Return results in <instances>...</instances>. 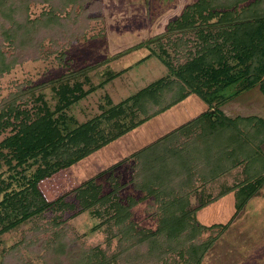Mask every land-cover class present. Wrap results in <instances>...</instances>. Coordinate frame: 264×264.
<instances>
[{"label": "trees", "instance_id": "16d2710c", "mask_svg": "<svg viewBox=\"0 0 264 264\" xmlns=\"http://www.w3.org/2000/svg\"><path fill=\"white\" fill-rule=\"evenodd\" d=\"M32 6L43 8L36 18L31 17ZM99 6L96 0H0V80L25 60L37 59L46 42L61 62L65 55L59 51V44L77 41L90 19L88 15ZM186 32L196 35L194 53L187 50V42L178 39V44L171 45L184 48L188 58L172 65L162 41ZM3 43L12 49V56L2 52ZM155 46L161 47L160 53ZM142 47L148 51L144 59L157 58L168 75L117 104L107 100V107L100 106L101 114L84 123L78 124L67 112L94 91L93 87L84 90V83H89L86 76L84 83L77 79L92 66L46 83L16 88L0 100V130L11 132L0 143V157L8 170L22 173L23 182L17 191L8 190L12 186L9 183L5 190L0 188V237L46 212L71 211L77 215L90 210L94 216H107L112 225L110 238H117L116 252L107 255L99 247L84 248L68 239L63 228L43 242L47 256L42 257V264H202L220 234L215 230L223 233L264 187V118L228 117L219 109L257 86L264 95V0H195L166 25L162 34L105 58L103 64ZM120 74L112 73L108 80ZM48 87L55 100L53 107L42 93ZM190 95H196L208 111L130 155L136 161L132 183L145 194L144 200L152 199L155 229L138 227L132 221V209L140 202L133 197L126 203L120 199L123 185L116 177H109L112 188L103 192L96 179L104 172L65 196L52 201L46 198L39 185L42 181L86 162ZM30 104L31 109H26ZM211 109L213 113H209ZM242 162L245 179L232 186L225 183L226 175ZM193 193L198 195L194 208ZM230 194L235 211L228 223H200L198 211ZM67 195L74 201H66ZM62 223L61 217H54L50 227L56 229ZM209 231L212 233L202 239ZM30 243L31 239H24L10 250L31 247ZM18 264L27 263L19 260Z\"/></svg>", "mask_w": 264, "mask_h": 264}, {"label": "rangeland", "instance_id": "374dc122", "mask_svg": "<svg viewBox=\"0 0 264 264\" xmlns=\"http://www.w3.org/2000/svg\"><path fill=\"white\" fill-rule=\"evenodd\" d=\"M133 1L96 0V2L101 3V6L95 8L94 11H91L90 15H88L90 19L86 22L83 35L75 42L59 44V51L64 53L65 58L61 59V62L58 61V53L54 52L52 46L46 42L37 59L25 60L2 77L0 80V100L5 98L9 93L15 91L16 88H25L26 86L46 83L69 71L80 70L83 67L92 66L93 68H91V70L82 74L83 76H78L77 79L84 83V78L86 76L89 83H84V90L93 87L95 88L94 91L84 100L73 105L69 112H67L68 116L74 117L77 123L81 124L101 114L100 106L107 107V100L111 101L112 104H117L154 81L157 75L153 74L147 76L146 71L154 69L155 67L149 66V69L142 67V63L144 62L141 60V50H132V52L128 54L117 57L116 60H109V62L103 64L105 58L119 53V51L115 49L112 50L110 47V42H113L114 39V41H116L117 39L112 33L116 30L122 31L125 27L136 30L140 28L138 23L140 21L144 22L142 16L145 3L143 0H137L134 1L136 2L134 4ZM249 1L252 2L254 0ZM93 2H95V0H93ZM42 10L43 8L41 6H32L30 10L31 17H38ZM124 16H129L131 19H127ZM181 36L182 37L171 36L170 39L162 41V43L165 44V51L169 54V62L176 66L184 63L188 57L186 56L187 54L185 55L183 52L184 48H176L172 46L171 43L175 42L178 44V39L187 42V50L191 51V54L194 53L198 43L196 35L192 32H186L185 35ZM167 41H169V43H167ZM1 47L2 52L7 57L13 55L12 49H10L6 43H3ZM128 47L130 48V45ZM160 48L161 47H154V49H158V51ZM122 52H124V50ZM144 55H148L147 49L146 52L144 51ZM151 58L156 61L154 63H157V58ZM159 70L164 69L161 68ZM118 72L121 73L119 77L108 80L110 74ZM104 81L107 82L102 87L98 86ZM42 93H45V99L49 105L53 107L55 100L53 99V93L50 87L43 89ZM189 108L190 106L188 105L185 107V110L182 108L181 110L185 112L186 109ZM263 108L264 106L262 103L258 102L254 104L251 102L250 106L244 108V111L246 114H254L257 117L263 112ZM26 109L30 110L31 104L26 106ZM244 111L241 112L243 113ZM153 124H156V122L153 121L150 125ZM164 131H169V129H165ZM10 134V129L0 130V143ZM130 134L133 135L134 132ZM134 135H136V133ZM137 137H139L138 141H136L137 144L145 141V139H142V137L140 138L139 135ZM121 143H114L112 146H106L86 159L88 162L76 164L42 181L39 185L46 198L52 201L61 196H65L69 191L73 190L87 179L104 172L96 179V182L102 185L103 192L107 193L112 188L109 177L111 175L116 177L117 181L123 185V189L119 193L120 199L126 203L129 197H133L140 202L132 209V221H134L138 227L155 229L156 214L154 212L153 201L151 198L144 200L145 194L137 191L132 183V179L135 175L134 173H136V161L131 159L128 153L139 147H136L137 144L133 142L132 149L124 148L123 144L120 145ZM119 162L121 163L120 165L109 172L107 171L110 167L117 165ZM243 168L244 162L230 174L226 175V180H224L225 183L232 186L235 183L243 181L245 179ZM25 173L28 174L29 170H26ZM20 174H15L14 171L8 170L4 159L0 157V188L4 187L5 190L6 184L9 183V186H12H8V190H19L23 185V182L20 180ZM217 191L218 188L216 187L214 193ZM210 192H212V190H210ZM197 193H193L191 199L192 208L197 206ZM2 198L3 193L0 192V201ZM66 201L72 202L74 199L71 195H67ZM219 201L220 203H217ZM213 204V207H208V209L204 211L200 210L197 212L200 223L205 226L228 223L235 211L232 204V197L229 195ZM150 206L152 209H149ZM1 211L0 208V213ZM54 217H61L63 221L62 225L56 229L50 227ZM110 226L112 227L111 223L107 222V216H94L90 210L83 211L77 215H72L71 211H67L63 214H60V212H46L38 218L35 217L0 237V264H18L19 260L27 264H42V257L47 256L43 242L53 239L54 233L58 230L62 231L63 228L65 230V236L68 239H73L84 248L99 247L105 250L107 255H111L116 252L117 238H110ZM32 228H38V230H31ZM114 230L115 228L113 227L112 234H114ZM211 233V231L205 232L202 235V239H206ZM215 233L219 235L205 255L202 264H264V187L259 194L249 202L248 206L232 220L223 233L217 230H215ZM24 239L32 240V243H30L31 247L25 246V243V245L19 247V249L10 250L16 243L24 241Z\"/></svg>", "mask_w": 264, "mask_h": 264}, {"label": "crops", "instance_id": "0c3cea01", "mask_svg": "<svg viewBox=\"0 0 264 264\" xmlns=\"http://www.w3.org/2000/svg\"><path fill=\"white\" fill-rule=\"evenodd\" d=\"M134 1H137V0H134ZM193 1L194 0H191V1L190 0H143V2L145 3L143 6V9H144L143 11L145 12V15L143 12V16H142L144 22L140 21L141 23L140 22L138 23L139 24L138 26H140V28L136 30H133V29H130L124 26L125 28L124 29L122 28L123 29L122 31L116 30L114 33H112L114 36L117 37V39L116 41H114L115 40L114 39L113 42H110L111 49L112 50L115 49L116 51H119V53H121L123 50L126 51L130 49L131 46L139 44L149 37L162 34L165 31V26L167 25V23L178 19L183 8L187 6L188 4H191ZM135 3L136 2H134V4ZM125 18L131 19V17L129 16ZM129 45H130V48L128 47ZM138 50H141L143 54V56L141 54V60H143L144 63L140 62L143 64L142 67H146L148 69H149V66L155 67L154 69H149L146 71L147 76L153 75V74L157 75L156 79L150 83H153L168 75V70L161 64V62H159L160 60L159 61L157 60V63H154L156 61H154L153 58L144 59L148 56V55H144V51L146 52L145 47H142ZM161 68L164 70L166 69V70L165 71L159 70ZM251 102L254 104L259 102V103H262L264 106V95L260 92L258 86L246 92H243L238 97L234 98L231 102H228L227 104H225L219 109L222 111V113H224L228 117L256 116L254 114H246L244 111V108L250 106ZM188 105L190 106V108L186 109V111L183 112V110H185V107ZM181 108L183 110H181ZM206 111H208L207 105H205V103H203L196 95H190L184 101L180 102L176 106L167 110L163 114L157 116L155 119L142 124L138 128L132 130L131 132L127 133L126 135L122 136L121 138L117 139L116 141L110 143L107 146H112L114 143L119 144L123 142L120 145L123 144L124 148L132 149L131 148L133 146L132 143L133 142L136 143V141H138L139 137L137 136L139 135L140 138L142 137V139H145V141L139 142L138 144L136 143L137 144L136 147H139V148H137L134 151L130 150L132 152L128 154L132 155L134 152L138 151L139 149L149 146L156 140L167 135L170 131L180 127L181 125L187 123L188 121L194 119L195 117H197L198 115ZM241 111H244L243 113L245 114H243ZM209 113H213V109L209 110ZM257 117L264 118V108H263V112L259 114ZM153 121L156 122L157 125L156 124L150 125ZM165 129L166 130L169 129V131H164ZM132 132H134V134L136 133V135L134 134L131 135L130 133ZM262 150L264 152V145L262 146ZM228 196H225V198ZM230 197H232V204H233V195L230 194ZM217 203H220V201ZM213 206L214 204H211L207 206L206 208L202 209L201 211H204L205 209H208V207H213Z\"/></svg>", "mask_w": 264, "mask_h": 264}]
</instances>
